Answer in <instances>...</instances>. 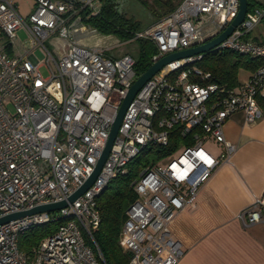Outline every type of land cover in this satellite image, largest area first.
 Segmentation results:
<instances>
[{
    "label": "built area",
    "instance_id": "2783aa9c",
    "mask_svg": "<svg viewBox=\"0 0 264 264\" xmlns=\"http://www.w3.org/2000/svg\"><path fill=\"white\" fill-rule=\"evenodd\" d=\"M101 6L102 0H34L24 16L15 0H0V217L66 199L96 165L137 77L132 55L111 53L122 39L108 35L113 39L103 47L78 38L97 32L83 21V13L97 14ZM238 7L239 0H181L125 40L151 41L156 47L152 63L213 38ZM208 25L213 28L205 31ZM19 29L27 33L22 42L16 36ZM207 32L213 34L205 38ZM37 47L46 53L42 61L34 54ZM211 50L264 58V8L247 11ZM203 54L166 63L141 86L100 171L82 194L55 211L0 224V264H107L93 236L100 221L97 196L112 177L126 171L141 148L168 145L172 128L178 127L179 136L192 142L181 143L140 171L133 182L137 197L121 231L129 264H177L183 249L171 224L235 148L224 137V121L239 110L247 122L264 114L259 102L264 99V64L227 88L195 65ZM207 141L223 145L218 155L204 147ZM239 215L249 223L264 222V193ZM60 218L30 253L19 249L25 231Z\"/></svg>",
    "mask_w": 264,
    "mask_h": 264
},
{
    "label": "crops",
    "instance_id": "0c3cea01",
    "mask_svg": "<svg viewBox=\"0 0 264 264\" xmlns=\"http://www.w3.org/2000/svg\"><path fill=\"white\" fill-rule=\"evenodd\" d=\"M247 76L239 72L240 80ZM222 130L234 150L171 224L183 249L177 264H264V222L239 215L264 193V114L247 122L242 111L232 112ZM222 148L215 143L211 152L218 155Z\"/></svg>",
    "mask_w": 264,
    "mask_h": 264
},
{
    "label": "trees",
    "instance_id": "16d2710c",
    "mask_svg": "<svg viewBox=\"0 0 264 264\" xmlns=\"http://www.w3.org/2000/svg\"><path fill=\"white\" fill-rule=\"evenodd\" d=\"M156 20L174 10L181 0H136ZM264 8L259 0H248V11ZM83 21L103 35H113L119 39H128L133 32L142 28L138 20L126 17L119 10V0H102V6L97 14L83 13ZM139 55L135 58L134 71L138 76L151 64V56L156 51L155 45L147 39H138ZM195 65L211 73V81L218 82L227 88L236 86L239 72L246 71L248 75L264 64V58L224 50L217 52L209 50L194 62ZM248 77V76H247ZM264 107V99H260ZM178 127L172 128L169 143L166 146L147 144L128 163L124 173L110 179L104 190L97 196L100 210L98 227L93 231L95 241L107 264H129L130 253L121 244L122 224L129 205L137 195L133 182L140 171L171 154L181 143L190 144V137L179 136ZM61 222L56 221L35 225L19 237L18 247L25 253L32 249L48 234L52 233Z\"/></svg>",
    "mask_w": 264,
    "mask_h": 264
},
{
    "label": "water",
    "instance_id": "95a60500",
    "mask_svg": "<svg viewBox=\"0 0 264 264\" xmlns=\"http://www.w3.org/2000/svg\"><path fill=\"white\" fill-rule=\"evenodd\" d=\"M247 11H248V0H239V7H238V11L236 15L225 26V28L221 30L216 36L204 41L201 44L191 46L188 48L175 50L167 54H164L163 56L158 58L156 61L152 62L150 66L144 72L139 74L134 79L133 83L131 84V86L129 87L127 91L126 96L124 97V99L122 100L118 108L117 114L114 118V121L110 129L109 137L96 162V165L93 171L79 187H77L71 194H69V196L66 199L49 202V203H42V204L35 205L29 209L10 212L0 217V224L6 223L12 219H16L22 216L33 214V213L45 212V211L47 212L55 211L61 207L66 206L68 202H72L76 197L82 194L91 185V183L94 181L95 177L97 176L98 172L100 171L101 166L103 165V162L105 158L107 157L110 151V148L112 146L113 140L117 134L118 127L120 125L125 109L127 108L130 100L133 98L136 92L141 88V86L149 78H151L159 69H161L166 63L171 62L173 60L182 59L185 57H189V56H192L198 53H204V52L211 50L215 45H217L224 38H226L233 31V29L237 27L243 21Z\"/></svg>",
    "mask_w": 264,
    "mask_h": 264
},
{
    "label": "rangeland",
    "instance_id": "374dc122",
    "mask_svg": "<svg viewBox=\"0 0 264 264\" xmlns=\"http://www.w3.org/2000/svg\"><path fill=\"white\" fill-rule=\"evenodd\" d=\"M19 11L22 15H27L31 11V6L33 5L34 0H15ZM119 10L126 16L130 17L134 20H138L141 24V27L144 28L156 21V19L150 15L136 0H119ZM206 25V22L204 23ZM212 25L206 26L204 28L205 31L212 29ZM141 29V28H140ZM215 31H213L214 33ZM212 32L205 33V38H209V35L213 34ZM16 36L19 41H24L27 38V33L23 29H19L16 32ZM55 37H51L50 40L54 41ZM80 41L84 44L88 45H97V46H106L109 44L110 41H112L113 38L109 37L108 35H103L98 32H92L89 31L86 34H83V36L78 37ZM124 43H122L119 47L112 49L111 53L114 54H124L128 53L132 55L133 57H137L139 55V43L137 40H123ZM34 54L38 60H43L46 57V53L41 47H37L34 50ZM44 71V69H42ZM240 80V78H239ZM244 80V78L242 79ZM241 81V80H240ZM204 147L214 151L215 149V143L212 141H207L204 144Z\"/></svg>",
    "mask_w": 264,
    "mask_h": 264
}]
</instances>
